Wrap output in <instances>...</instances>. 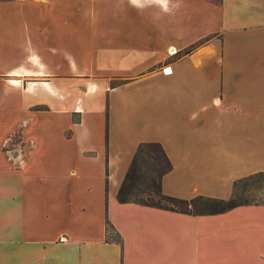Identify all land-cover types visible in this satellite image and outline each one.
<instances>
[{
    "label": "crops",
    "instance_id": "crops-1",
    "mask_svg": "<svg viewBox=\"0 0 264 264\" xmlns=\"http://www.w3.org/2000/svg\"><path fill=\"white\" fill-rule=\"evenodd\" d=\"M146 142L166 196L264 173V0L0 1V264H264V205L118 203Z\"/></svg>",
    "mask_w": 264,
    "mask_h": 264
},
{
    "label": "trees",
    "instance_id": "trees-1",
    "mask_svg": "<svg viewBox=\"0 0 264 264\" xmlns=\"http://www.w3.org/2000/svg\"><path fill=\"white\" fill-rule=\"evenodd\" d=\"M112 85H115V82ZM171 170L172 164L159 143H140L118 189L116 196L118 203H133L191 216L216 215L240 206L264 205V201L255 199V194L259 191L257 183L264 179V173H256L234 181L231 196L226 200L210 197L183 200L162 193V178ZM106 239L120 242V237L114 232L108 220Z\"/></svg>",
    "mask_w": 264,
    "mask_h": 264
},
{
    "label": "rangeland",
    "instance_id": "rangeland-1",
    "mask_svg": "<svg viewBox=\"0 0 264 264\" xmlns=\"http://www.w3.org/2000/svg\"><path fill=\"white\" fill-rule=\"evenodd\" d=\"M0 1H6V0H0ZM82 1L87 2V0H82ZM103 7H104V4H100V9H102ZM84 17H86V16H84ZM90 17L91 18H102L103 16L98 11V12H95V15L94 16H90L89 15V18ZM169 55L170 56H174V55H176V52H174L173 54L169 52ZM257 185L259 186V191H257V193L255 194L256 195L255 199L257 201H264V179L263 180H259L258 183H257Z\"/></svg>",
    "mask_w": 264,
    "mask_h": 264
},
{
    "label": "built area",
    "instance_id": "built-area-1",
    "mask_svg": "<svg viewBox=\"0 0 264 264\" xmlns=\"http://www.w3.org/2000/svg\"><path fill=\"white\" fill-rule=\"evenodd\" d=\"M166 69H168V68H166ZM166 72V70H164V73Z\"/></svg>",
    "mask_w": 264,
    "mask_h": 264
}]
</instances>
